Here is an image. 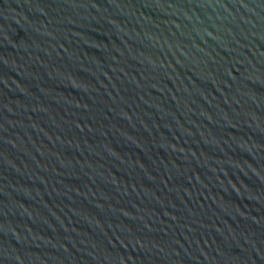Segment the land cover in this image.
Segmentation results:
<instances>
[{
  "label": "water",
  "instance_id": "1",
  "mask_svg": "<svg viewBox=\"0 0 264 264\" xmlns=\"http://www.w3.org/2000/svg\"><path fill=\"white\" fill-rule=\"evenodd\" d=\"M0 264H264V0H0Z\"/></svg>",
  "mask_w": 264,
  "mask_h": 264
}]
</instances>
